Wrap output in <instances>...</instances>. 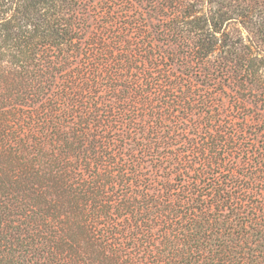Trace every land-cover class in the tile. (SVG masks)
I'll use <instances>...</instances> for the list:
<instances>
[{
  "label": "trees",
  "instance_id": "trees-1",
  "mask_svg": "<svg viewBox=\"0 0 264 264\" xmlns=\"http://www.w3.org/2000/svg\"><path fill=\"white\" fill-rule=\"evenodd\" d=\"M0 264H264V0H0Z\"/></svg>",
  "mask_w": 264,
  "mask_h": 264
}]
</instances>
